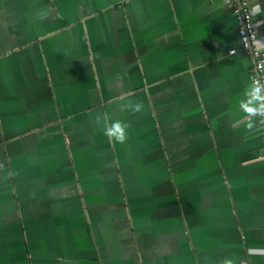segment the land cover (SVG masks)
Masks as SVG:
<instances>
[{"label":"crops","instance_id":"0c3cea01","mask_svg":"<svg viewBox=\"0 0 264 264\" xmlns=\"http://www.w3.org/2000/svg\"><path fill=\"white\" fill-rule=\"evenodd\" d=\"M252 65L227 0H0V264H264Z\"/></svg>","mask_w":264,"mask_h":264},{"label":"clouds","instance_id":"9594fccd","mask_svg":"<svg viewBox=\"0 0 264 264\" xmlns=\"http://www.w3.org/2000/svg\"><path fill=\"white\" fill-rule=\"evenodd\" d=\"M240 110L245 114L244 124L248 129L255 127L257 118L264 122V82L253 78L252 84L249 85L245 92L244 99L240 102ZM122 111L132 113L142 112L144 110L143 102L126 101L120 105ZM95 123L104 132V135L114 143L124 144L128 139L129 125L125 121L114 120L109 122L106 114H96ZM3 167V165H0ZM16 175L14 171L7 172V178L11 179ZM224 264H231L225 260Z\"/></svg>","mask_w":264,"mask_h":264},{"label":"built area","instance_id":"2783aa9c","mask_svg":"<svg viewBox=\"0 0 264 264\" xmlns=\"http://www.w3.org/2000/svg\"><path fill=\"white\" fill-rule=\"evenodd\" d=\"M237 21V33L244 52L252 58L251 84L253 78L264 82V52L257 44V34L251 10L246 6L245 0H227ZM230 54L235 50H229ZM261 138L264 141V122H261Z\"/></svg>","mask_w":264,"mask_h":264}]
</instances>
